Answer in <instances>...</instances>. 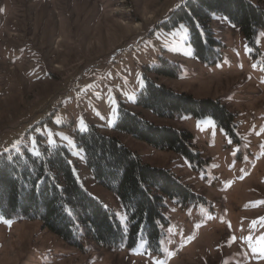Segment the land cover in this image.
Wrapping results in <instances>:
<instances>
[{
  "label": "rangeland",
  "instance_id": "1",
  "mask_svg": "<svg viewBox=\"0 0 264 264\" xmlns=\"http://www.w3.org/2000/svg\"><path fill=\"white\" fill-rule=\"evenodd\" d=\"M184 1L0 0V153H35L39 142L66 146L81 185L126 227L118 197L95 180L76 146L75 133L94 124L205 198L187 207L166 200L169 222L158 254L145 239L119 251L87 242L81 251L38 219L0 215V264H264L252 252L264 235V28L252 47L225 15L212 14L220 59L201 62L187 27L163 24ZM251 1L264 7V0ZM162 55L179 75L147 76L177 92L219 99L235 115L237 138L211 116L165 118L135 102L145 67ZM120 103L155 125L189 131L208 162L196 170L184 156L116 130Z\"/></svg>",
  "mask_w": 264,
  "mask_h": 264
},
{
  "label": "trees",
  "instance_id": "2",
  "mask_svg": "<svg viewBox=\"0 0 264 264\" xmlns=\"http://www.w3.org/2000/svg\"><path fill=\"white\" fill-rule=\"evenodd\" d=\"M215 13L225 15L240 29L248 45L256 47L257 36L264 28V7L251 0H185L163 24L166 28L184 24L194 56L201 62H217L220 54L214 45L219 43L209 24ZM158 59V64L145 67L144 88L135 102L165 118L211 116L220 128L237 138L235 115L219 99H199L150 79L146 71L166 77L179 75V67L165 55ZM115 129L184 156L196 170L208 162L193 147L189 131L155 125L130 113L123 103ZM75 139L95 180L118 197L127 215V226H122L115 213L81 185L66 146L42 142L39 156L26 147L0 153L1 216L38 219L43 229L81 251L87 242L119 251L145 239L147 248L158 254L164 226L169 222L164 212L166 200L183 207L205 201L171 170L144 162L117 137L101 132L94 124L76 132Z\"/></svg>",
  "mask_w": 264,
  "mask_h": 264
},
{
  "label": "snow or ice",
  "instance_id": "3",
  "mask_svg": "<svg viewBox=\"0 0 264 264\" xmlns=\"http://www.w3.org/2000/svg\"><path fill=\"white\" fill-rule=\"evenodd\" d=\"M65 139H67V137H65ZM50 142H52V141H50ZM33 143H35V141H33ZM35 155L39 156L40 155L39 151H36ZM233 239H235V238H233ZM247 239H248L249 243H251L252 237H248ZM258 243L261 245V247L257 248L255 246H253L252 252L253 253L259 252L260 255L264 256V235H262L258 238ZM157 264H162V262L157 261Z\"/></svg>",
  "mask_w": 264,
  "mask_h": 264
}]
</instances>
